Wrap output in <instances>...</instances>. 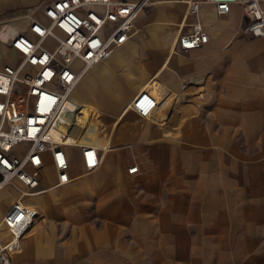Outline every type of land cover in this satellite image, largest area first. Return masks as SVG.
I'll use <instances>...</instances> for the list:
<instances>
[{"label":"crops","instance_id":"0c3cea01","mask_svg":"<svg viewBox=\"0 0 264 264\" xmlns=\"http://www.w3.org/2000/svg\"><path fill=\"white\" fill-rule=\"evenodd\" d=\"M48 1L0 0V19L22 26ZM173 2L168 30L160 9ZM186 8L150 0L129 38L76 82L81 124L93 119L86 134L105 148L85 172L78 150L65 147L61 185L41 168L45 190L23 200L36 216L12 264H264V37L239 35L237 5L225 15L201 5L207 41L180 51L176 37L195 20ZM98 72L110 95L92 100ZM150 79L164 94L141 117L128 104Z\"/></svg>","mask_w":264,"mask_h":264},{"label":"built area","instance_id":"2783aa9c","mask_svg":"<svg viewBox=\"0 0 264 264\" xmlns=\"http://www.w3.org/2000/svg\"><path fill=\"white\" fill-rule=\"evenodd\" d=\"M184 1L187 15L195 20L176 37L180 51L207 41L197 20L201 5L218 15L237 5L243 16L239 35L264 37V0ZM149 7L150 0H50L40 2L41 18L29 14L22 26H11V17L0 19V192L16 194L0 214V264H12L10 256L36 216L23 200L45 190L39 178L45 158L50 159L54 185L68 181L65 147L78 150L85 172L97 167L105 143L87 136L94 120L81 124L82 108L71 92L88 68L129 38L135 18ZM163 94L162 86L150 79L128 107L147 117ZM135 170L127 168L128 173Z\"/></svg>","mask_w":264,"mask_h":264},{"label":"rangeland","instance_id":"374dc122","mask_svg":"<svg viewBox=\"0 0 264 264\" xmlns=\"http://www.w3.org/2000/svg\"><path fill=\"white\" fill-rule=\"evenodd\" d=\"M179 6L176 2L168 4L160 9V15L167 23V29L171 30L170 24L175 20L178 14ZM110 95L109 80L104 72L96 73L91 79L90 97L92 100H97L101 97L107 98ZM101 111H105L103 108L99 107ZM46 166L50 165V159L45 158ZM10 194H3L0 192V214H2L7 206L10 204L11 200ZM11 200V201H10Z\"/></svg>","mask_w":264,"mask_h":264}]
</instances>
